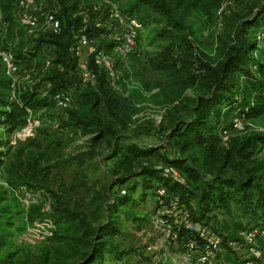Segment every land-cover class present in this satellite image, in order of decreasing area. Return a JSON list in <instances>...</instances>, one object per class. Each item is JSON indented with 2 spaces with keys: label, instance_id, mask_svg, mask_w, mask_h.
Listing matches in <instances>:
<instances>
[{
  "label": "rangeland",
  "instance_id": "obj_1",
  "mask_svg": "<svg viewBox=\"0 0 264 264\" xmlns=\"http://www.w3.org/2000/svg\"><path fill=\"white\" fill-rule=\"evenodd\" d=\"M20 1L0 0V50L10 49L19 62L13 78L4 73L0 62V94L15 93L24 84L51 90L44 61L52 55L46 44L34 47L38 36H30L15 17ZM107 1L122 11L129 0H80L79 5ZM258 3L182 0L180 5L171 4L184 29L169 26L163 15L145 6L150 20L141 26L132 53L121 55L99 37L92 39L104 43L113 61L115 77L110 89L117 98V114L101 103L88 119L83 118L89 120L84 128L73 121L82 110L70 106L63 111L52 105L30 112L27 123L11 134L0 127V153L4 154L0 164V264H81L92 249L91 240L108 243L101 260L93 264L184 263L177 258L179 242L167 239L154 223L157 179L153 170L163 158L175 157L189 160L205 177L219 171L241 176L251 169L264 182V145L257 144L246 154L249 157L233 153L224 163L225 151L232 144L254 134L264 135V115L242 121L244 127L236 129L233 122L238 116L231 112L223 124L227 133L219 130L222 125L215 127L214 146L183 147L176 132L177 125L189 121L202 91L193 67L199 59H215L224 42L233 39L236 23L255 14ZM26 49L33 52L26 54ZM7 78L14 82L9 89L2 84ZM75 91H69L73 99ZM121 195L132 199V206L111 214L109 204ZM55 208L75 212L90 230L76 225L57 232ZM172 212L178 218L180 206ZM45 218L55 228L52 236L38 240L41 233L32 226ZM109 220L115 221L121 234L99 238L101 227ZM214 220L211 222L228 244L236 238L242 243L237 251L222 247L218 264H245L252 257L250 248L259 246L258 239L254 236L247 244L238 238V231L256 224L264 227V214H244L232 203L230 213L218 210ZM254 264H264V258Z\"/></svg>",
  "mask_w": 264,
  "mask_h": 264
},
{
  "label": "trees",
  "instance_id": "obj_2",
  "mask_svg": "<svg viewBox=\"0 0 264 264\" xmlns=\"http://www.w3.org/2000/svg\"><path fill=\"white\" fill-rule=\"evenodd\" d=\"M79 1L48 0L51 6L58 4L57 17L62 21V31L59 34L41 33L36 39L34 47L46 44L49 54L51 49L54 50L52 66L46 70V80L51 85L49 92L75 89L74 94L76 96L75 99L72 98L70 106L82 111L80 115H75L73 121L80 127L86 128L89 125V120L83 118L88 119L92 109L103 103L107 110L114 114V109L117 107V98L110 89L113 79L96 63L94 52L89 55V66L95 75V81L82 87V83L78 78L76 59L72 50L77 35L85 33L91 39L99 37L101 41H106L107 46H112L111 42L100 36L101 28L95 26L96 22H102V20L91 12L92 4L89 6L87 3L79 5ZM169 1L173 5H180L182 2V0H129L122 7V12L136 18L142 26L148 24L150 20V15L144 8L146 6L163 15L169 26L184 29L183 23L175 15ZM2 10L6 12V10ZM86 11L90 15L88 20L84 21L83 16ZM263 36L264 0H259L255 14L249 15L245 20L236 23L233 39L224 42L218 49V55L215 59H199L193 67L195 72L197 71V75H193V77L198 78L202 91L196 96L189 121L180 124V126L177 125L176 132L183 141V147L216 145L215 127L222 125L219 130L223 129V124L227 121L231 112H235L238 116L235 119L241 121L256 119L264 115ZM95 44L99 48H104V43L96 42ZM27 50H24L26 54L33 52V50L28 52ZM158 66L161 68L162 65ZM11 83L8 78L2 81L3 86L8 89ZM43 92L41 85L24 84L19 85L12 98V92L10 91L0 94V127L6 133L11 134L27 123L30 112L44 110L52 105L55 106L51 97L43 95ZM223 131H227V129L224 128ZM257 144L264 145V135L254 134L244 141L232 144L225 151L224 163L232 158L233 153L242 157L248 156L246 154L256 148ZM0 154L1 164V158L4 154ZM174 158H163L164 160H160L157 168L153 170V176L157 179L155 189L158 186H164L172 197H176L177 201L186 207L194 221L209 224L219 232L211 221H215L214 218L218 210L230 213L232 203H235L239 211L244 214H256V212L264 214V182L255 170L248 169L241 176L219 171L211 177H205L194 168L189 160ZM166 165L174 166L184 181L164 178L161 174L163 167ZM155 195L157 196L156 191ZM155 203L156 211L159 204L157 199H155ZM132 204V199H126L124 195H121L109 204L108 212L114 214L118 209L130 207ZM54 217V223L58 226L57 232L62 228L71 230L76 225H81L80 227L83 229L85 225L90 230L88 224H84V221L79 219L75 212L67 208H55ZM262 218L257 222H260ZM4 223L11 224L10 221ZM255 227L263 226L256 224L250 228L243 227L242 229H253ZM100 231L99 238H101V235L121 234L114 220H109L106 225L101 227ZM97 233L93 232L95 235ZM219 234L223 239L222 247L226 246L232 252L233 249L229 247L226 236H223L221 232ZM90 244L92 249L81 264L99 262L102 258L101 251L103 248L106 249L108 243L107 241L94 242V240H91ZM258 244L259 248L264 250V239L259 238ZM99 246H102V249ZM218 256L216 264H218Z\"/></svg>",
  "mask_w": 264,
  "mask_h": 264
},
{
  "label": "built area",
  "instance_id": "obj_3",
  "mask_svg": "<svg viewBox=\"0 0 264 264\" xmlns=\"http://www.w3.org/2000/svg\"><path fill=\"white\" fill-rule=\"evenodd\" d=\"M91 12L95 13L102 20L95 23V26L101 28L100 36L112 43L113 50L121 55L132 53L136 48L138 33L141 29L139 21L127 14L113 2L107 1L106 4L94 3ZM58 4L49 6L48 0H22L18 4V14L16 18L22 27L27 30L30 36H39L41 33L52 32L59 34L62 31V21L57 17ZM2 14L0 8V15ZM90 13L84 12V21L88 20ZM264 37V36H263ZM52 50V51H51ZM50 54L54 55L51 49ZM72 50L76 59V72L78 78L84 85L93 83L95 75L89 66V55L94 52L96 63L104 69L113 79L115 77L114 64L112 59L106 53L105 48H99L91 38L85 33L76 36L75 45ZM52 56L47 57L44 61V68L48 70L52 66ZM0 62L3 66L4 73L13 78L19 69V62L16 55L10 49L0 50ZM14 86V82L12 83ZM15 93H12L11 98ZM43 95H49L53 100L55 107L59 110H67L70 108L72 97L69 91H56L50 93L44 90ZM234 127L242 129L244 123L235 119ZM227 133V131H223ZM164 178H170L183 182L184 179L179 171L171 165H166L162 169ZM156 199L158 200L157 213L154 215V223L159 225V229L163 231V235L172 241L179 242V255L177 258L183 259V264H216L217 256L222 249V236L211 225L194 221L188 213L185 206H182L176 199L172 197L164 186H158L156 189ZM180 206L181 213L177 218L173 215L172 209ZM42 224L33 223V228L37 230V236L45 239L52 236L54 231V223L48 218L42 220ZM46 228V229H45ZM253 229H242L238 231V238L245 239L247 244H251L254 236L257 239H263L264 227ZM42 229L44 231H42ZM50 229V233L47 231ZM29 230V229H28ZM255 232V235H254ZM229 246L237 251L242 243L238 240L229 242ZM253 247L252 257L246 259L245 264H254L259 258H264V252ZM255 248V249H254ZM259 250V251H258Z\"/></svg>",
  "mask_w": 264,
  "mask_h": 264
}]
</instances>
